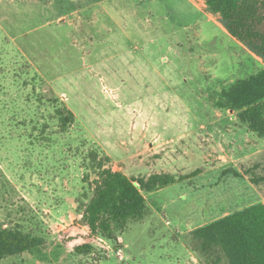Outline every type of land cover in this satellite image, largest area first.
Listing matches in <instances>:
<instances>
[{
  "label": "rangeland",
  "instance_id": "1",
  "mask_svg": "<svg viewBox=\"0 0 264 264\" xmlns=\"http://www.w3.org/2000/svg\"><path fill=\"white\" fill-rule=\"evenodd\" d=\"M262 68L204 0H0V226L45 238L0 264H228L192 232L264 203V136L221 96ZM99 161L176 179L116 244L81 235Z\"/></svg>",
  "mask_w": 264,
  "mask_h": 264
},
{
  "label": "trees",
  "instance_id": "2",
  "mask_svg": "<svg viewBox=\"0 0 264 264\" xmlns=\"http://www.w3.org/2000/svg\"><path fill=\"white\" fill-rule=\"evenodd\" d=\"M208 11L216 14L225 30L248 47L264 62V0H204ZM224 105L238 110L242 121L264 136V68L238 80L221 91ZM62 127L71 123L70 110H58ZM93 161H98L93 156ZM96 178L89 184L91 195L81 207V220L88 227L85 239L117 242L129 220L140 221L152 209L143 192H151L174 184L168 173L152 174L134 180L122 171L105 167L99 161ZM81 205V204H80ZM65 231V230H64ZM65 244L74 240L63 232ZM192 235L203 253L219 249L228 264H264V203L238 209L193 230ZM45 243L38 234L19 227L0 226V260L32 251ZM76 254H91V242L74 246Z\"/></svg>",
  "mask_w": 264,
  "mask_h": 264
},
{
  "label": "crops",
  "instance_id": "3",
  "mask_svg": "<svg viewBox=\"0 0 264 264\" xmlns=\"http://www.w3.org/2000/svg\"><path fill=\"white\" fill-rule=\"evenodd\" d=\"M165 187H163V188H160L159 190H154V191H151V194L154 192V193H159L160 191H163V189H164ZM145 196V195H144ZM151 207V209H153V210H155L152 206H150ZM155 211H157V210H155Z\"/></svg>",
  "mask_w": 264,
  "mask_h": 264
},
{
  "label": "built area",
  "instance_id": "4",
  "mask_svg": "<svg viewBox=\"0 0 264 264\" xmlns=\"http://www.w3.org/2000/svg\"><path fill=\"white\" fill-rule=\"evenodd\" d=\"M117 253H118V254H121V250H120V249H119V250H117Z\"/></svg>",
  "mask_w": 264,
  "mask_h": 264
}]
</instances>
